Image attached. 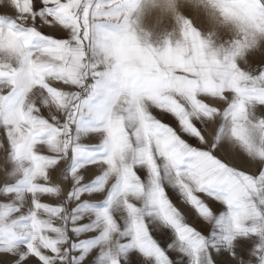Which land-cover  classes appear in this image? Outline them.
Here are the masks:
<instances>
[{
    "label": "snow or ice",
    "instance_id": "6c2138e0",
    "mask_svg": "<svg viewBox=\"0 0 264 264\" xmlns=\"http://www.w3.org/2000/svg\"><path fill=\"white\" fill-rule=\"evenodd\" d=\"M217 3L264 33V0ZM136 6L0 0V264H264V44L217 48L191 17L142 44Z\"/></svg>",
    "mask_w": 264,
    "mask_h": 264
},
{
    "label": "clouds",
    "instance_id": "9594fccd",
    "mask_svg": "<svg viewBox=\"0 0 264 264\" xmlns=\"http://www.w3.org/2000/svg\"><path fill=\"white\" fill-rule=\"evenodd\" d=\"M190 17L205 25L202 36L217 48L230 47V42L245 39L254 42L257 48L264 44V33L254 32L224 16L217 0H137L132 27L145 43L162 37L180 41L184 21ZM14 61L15 57L8 53L0 55V62Z\"/></svg>",
    "mask_w": 264,
    "mask_h": 264
},
{
    "label": "crops",
    "instance_id": "0c3cea01",
    "mask_svg": "<svg viewBox=\"0 0 264 264\" xmlns=\"http://www.w3.org/2000/svg\"><path fill=\"white\" fill-rule=\"evenodd\" d=\"M188 15L191 16V13H188ZM196 26L198 28H201L202 30L205 28V25L201 21H197ZM46 29H47V27H46ZM42 32H44V34L53 35L55 37L62 36V33L61 32H56V31H51V30H48V31H43L42 30ZM140 39H141V43L143 44V42H144L143 38L140 37ZM164 40H165L164 37H162L159 40H152V39H150L148 41V43L151 44L153 47H163ZM153 114L156 115L157 118L162 119V122L168 123L170 126L176 128L177 131L179 132L178 125L176 124L174 118H171L167 114H164L163 116H161V114L159 113V111L158 110H155V109L153 110ZM181 135H182V138H183V134H181ZM92 142H94V141H90V140H86L85 141V143H92ZM217 155L221 159L225 160V162L230 163V164H233V166H239V165H236L234 163V161H232L228 157H225V156L221 155L220 153H217ZM167 191H168V193L170 195V198L172 199V202L178 207V209L186 217V222L189 223L190 226L196 228L197 230L206 231L207 230V226L204 225L203 222L199 220L198 216L195 214V211L193 209H191L190 206L181 204L179 202L178 196L174 195L172 193V190L171 189H168ZM156 238L159 240V237H156ZM169 255H170V258L171 259L176 260L178 254L169 253ZM185 264H186V261H185Z\"/></svg>",
    "mask_w": 264,
    "mask_h": 264
},
{
    "label": "rangeland",
    "instance_id": "374dc122",
    "mask_svg": "<svg viewBox=\"0 0 264 264\" xmlns=\"http://www.w3.org/2000/svg\"><path fill=\"white\" fill-rule=\"evenodd\" d=\"M4 13V9L3 8H0V14H3ZM38 27H39V24H38ZM48 31L49 29L47 28L46 29V26L45 27H43V28H41V31ZM62 33V32H61ZM60 33V34H61ZM62 35H63V33H62ZM219 107H221V109L224 107L223 105H219ZM258 115H261V116H264V109H258ZM0 132H2V130H0ZM85 142V141H84ZM3 154L2 153H0V156H2ZM230 159V158H229ZM0 165H3V159L2 158H0ZM10 167V166H9ZM237 167H239V166H237ZM242 170H244V171H246V172H248V171H250V169H248V168H243ZM56 173H53L52 174V180H53V182H57V179H56ZM85 175H86V177L87 178H91V176H90V173L89 172H86L85 173ZM3 176H4V173H3V171H0V181H2L3 180ZM63 189H64V192H63V194L61 195V197L59 198L60 200H63L65 197H66V192H67V190H68V186H67V183H65L64 185H63ZM43 202H47V203H51V204H56V203H58L59 201H57L56 199H52V198H43Z\"/></svg>",
    "mask_w": 264,
    "mask_h": 264
}]
</instances>
